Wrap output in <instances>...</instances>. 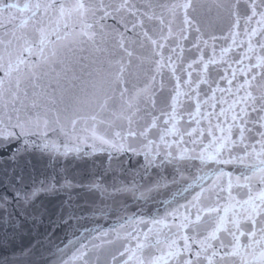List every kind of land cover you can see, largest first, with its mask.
Here are the masks:
<instances>
[{
	"label": "snow or ice",
	"instance_id": "snow-or-ice-1",
	"mask_svg": "<svg viewBox=\"0 0 264 264\" xmlns=\"http://www.w3.org/2000/svg\"><path fill=\"white\" fill-rule=\"evenodd\" d=\"M105 51L98 65L84 55ZM56 65L57 87L81 85L67 102L42 83ZM13 144L10 159L88 145L143 152L145 171L171 165L182 180L196 169L162 215L84 229L68 259V245L56 249V264H264V0H0V157ZM163 181L110 187L140 201ZM22 184L8 181L0 204L55 189Z\"/></svg>",
	"mask_w": 264,
	"mask_h": 264
},
{
	"label": "water",
	"instance_id": "water-1",
	"mask_svg": "<svg viewBox=\"0 0 264 264\" xmlns=\"http://www.w3.org/2000/svg\"><path fill=\"white\" fill-rule=\"evenodd\" d=\"M206 20L212 22L211 17H206ZM105 23L109 26L115 25V21L111 18ZM222 27L217 23V35L221 34ZM101 47L110 49L111 44ZM84 55L98 65L105 60L108 52H88ZM54 69L42 83L51 84L49 92L56 89L55 96L58 101L63 93L67 102L70 95L79 94L81 85L76 82L73 88L69 80L63 78L60 80V86L57 87V73L60 71V66L56 65ZM76 71L79 75V67ZM63 106L58 103V107L63 108ZM63 140L64 137L61 136L60 141ZM14 149H16L15 144L0 157V194L8 187V181L17 177H23V184L18 186L26 191H30L34 186L39 187L42 181L46 184H55V189L41 192L31 204L12 203V206L0 204V264H56L59 256L56 249H64L65 245L71 249L66 250L67 254L63 257L68 259L75 250L69 241L75 243L84 229L103 231L114 228L118 219L126 214L135 213L143 216L144 219L162 215L168 207L165 202H171L176 190L186 187L187 183L191 182L187 178L196 174L194 167L187 169L182 180L175 167L171 165L149 168L145 171L143 152L139 154L113 152L110 156L108 152L93 151L88 145H82L80 154L72 152L65 156L58 152L28 148L27 151L20 149L17 158L10 159ZM225 170L234 169L229 166ZM161 177L168 187L160 189L158 195L153 193L152 198L148 200L137 201L130 197L125 198L110 187L114 182L117 186L121 183L130 185L134 182L143 188L151 186ZM173 179L177 181L175 185L171 183ZM66 184L70 186L61 187ZM93 184L99 187H92ZM102 188H107V194L101 190ZM195 191L199 189L196 188ZM193 194L194 191L191 189L189 193H185L188 199ZM176 200L179 203L184 202L179 197ZM172 206L174 207L175 204ZM61 215L67 222L63 226L58 219ZM37 216L39 219L34 222V217ZM69 216L72 217L71 220ZM53 233L55 235H52ZM92 234L95 235V231ZM76 247L79 245L77 244ZM101 259L110 262V257L102 256Z\"/></svg>",
	"mask_w": 264,
	"mask_h": 264
}]
</instances>
